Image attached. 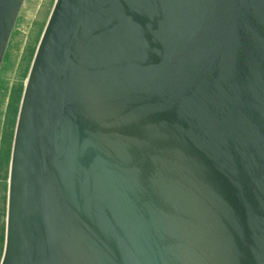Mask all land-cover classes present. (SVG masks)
<instances>
[{"label":"water","instance_id":"1","mask_svg":"<svg viewBox=\"0 0 264 264\" xmlns=\"http://www.w3.org/2000/svg\"><path fill=\"white\" fill-rule=\"evenodd\" d=\"M0 264H264V0H56Z\"/></svg>","mask_w":264,"mask_h":264},{"label":"rangeland","instance_id":"2","mask_svg":"<svg viewBox=\"0 0 264 264\" xmlns=\"http://www.w3.org/2000/svg\"><path fill=\"white\" fill-rule=\"evenodd\" d=\"M56 0H24L0 68V262L6 239L8 185L16 123L41 35Z\"/></svg>","mask_w":264,"mask_h":264}]
</instances>
